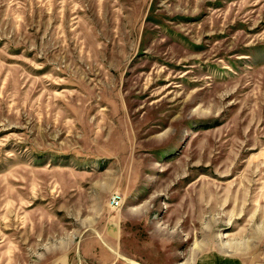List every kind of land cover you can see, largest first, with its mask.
Listing matches in <instances>:
<instances>
[{"label": "rangeland", "instance_id": "rangeland-1", "mask_svg": "<svg viewBox=\"0 0 264 264\" xmlns=\"http://www.w3.org/2000/svg\"><path fill=\"white\" fill-rule=\"evenodd\" d=\"M0 264H264V0H0Z\"/></svg>", "mask_w": 264, "mask_h": 264}, {"label": "built area", "instance_id": "built-area-1", "mask_svg": "<svg viewBox=\"0 0 264 264\" xmlns=\"http://www.w3.org/2000/svg\"><path fill=\"white\" fill-rule=\"evenodd\" d=\"M114 202H117V200L115 199Z\"/></svg>", "mask_w": 264, "mask_h": 264}]
</instances>
